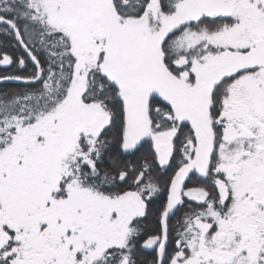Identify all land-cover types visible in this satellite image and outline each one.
<instances>
[{
	"label": "snow or ice",
	"instance_id": "6c2138e0",
	"mask_svg": "<svg viewBox=\"0 0 264 264\" xmlns=\"http://www.w3.org/2000/svg\"><path fill=\"white\" fill-rule=\"evenodd\" d=\"M0 264H264V0H0Z\"/></svg>",
	"mask_w": 264,
	"mask_h": 264
},
{
	"label": "trees",
	"instance_id": "16d2710c",
	"mask_svg": "<svg viewBox=\"0 0 264 264\" xmlns=\"http://www.w3.org/2000/svg\"><path fill=\"white\" fill-rule=\"evenodd\" d=\"M0 71H4V69H0Z\"/></svg>",
	"mask_w": 264,
	"mask_h": 264
}]
</instances>
